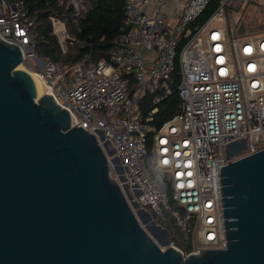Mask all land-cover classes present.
Returning a JSON list of instances; mask_svg holds the SVG:
<instances>
[{"label":"built area","instance_id":"built-area-1","mask_svg":"<svg viewBox=\"0 0 264 264\" xmlns=\"http://www.w3.org/2000/svg\"><path fill=\"white\" fill-rule=\"evenodd\" d=\"M123 1L126 24L103 56L96 57L92 42H78L62 21L51 18L63 55L74 43L85 51L76 64L39 57L37 17L20 1L0 0V39L22 51V70L40 96L50 95L68 112L71 128L113 149L107 159L120 188L127 185L151 216L169 211L190 250L170 246L185 256L223 250L219 169L264 149V30L230 40L227 28L219 26L229 0H189L182 11L171 0ZM211 2L217 4L209 19L189 28ZM174 94L179 111L155 126L158 106ZM241 140L245 149L227 160L226 147ZM114 157L123 182L110 161Z\"/></svg>","mask_w":264,"mask_h":264},{"label":"water","instance_id":"water-1","mask_svg":"<svg viewBox=\"0 0 264 264\" xmlns=\"http://www.w3.org/2000/svg\"><path fill=\"white\" fill-rule=\"evenodd\" d=\"M22 61L0 39V264H264V149L219 169L225 249L185 256L111 177L113 149L71 128ZM245 147L229 144L227 160Z\"/></svg>","mask_w":264,"mask_h":264},{"label":"trees","instance_id":"trees-1","mask_svg":"<svg viewBox=\"0 0 264 264\" xmlns=\"http://www.w3.org/2000/svg\"><path fill=\"white\" fill-rule=\"evenodd\" d=\"M9 3L22 2L25 11L30 16L37 17L35 31L37 32L35 52L43 59H50L61 64L78 63L85 49L74 43L68 47L63 55L58 46L57 39L52 34L51 18L62 21L68 32L78 41H89L94 44L96 57L105 55L108 46L113 43L116 35L126 24L123 14V0H7ZM216 2H211L202 12L200 17L189 25L204 24L216 9ZM147 98V96H145ZM181 103L177 95H172L158 108L154 118V125L159 127L179 111ZM151 154L146 160L147 168L150 166ZM171 243L187 253L190 248L184 247L182 241L174 240Z\"/></svg>","mask_w":264,"mask_h":264},{"label":"rangeland","instance_id":"rangeland-1","mask_svg":"<svg viewBox=\"0 0 264 264\" xmlns=\"http://www.w3.org/2000/svg\"><path fill=\"white\" fill-rule=\"evenodd\" d=\"M171 1L178 4L179 9L182 11L185 3L189 0ZM241 22L245 24L246 33L238 34L236 28ZM219 26L227 28L230 40L240 39L248 34H254L260 30H264V0H229L226 7L225 22ZM149 169H151V163ZM156 175L159 176L162 182H165V176L162 173L156 172ZM145 209L149 212L148 208ZM152 217L160 227L169 232L174 240L182 241L184 239L176 223L171 219L169 211L164 210L163 216L161 217H155L154 215Z\"/></svg>","mask_w":264,"mask_h":264},{"label":"bare ground","instance_id":"bare-ground-1","mask_svg":"<svg viewBox=\"0 0 264 264\" xmlns=\"http://www.w3.org/2000/svg\"><path fill=\"white\" fill-rule=\"evenodd\" d=\"M18 69H22V67L19 66ZM36 89H37V95L40 96L41 95V91H40V89H39L37 84H36Z\"/></svg>","mask_w":264,"mask_h":264},{"label":"snow or ice","instance_id":"snow-or-ice-1","mask_svg":"<svg viewBox=\"0 0 264 264\" xmlns=\"http://www.w3.org/2000/svg\"><path fill=\"white\" fill-rule=\"evenodd\" d=\"M165 163H167V161H165ZM189 175H190V173H189Z\"/></svg>","mask_w":264,"mask_h":264}]
</instances>
